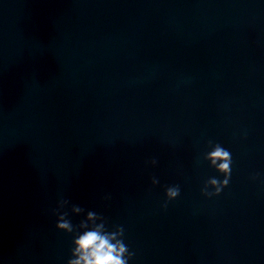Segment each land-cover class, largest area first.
Here are the masks:
<instances>
[{
	"label": "clouds",
	"instance_id": "1",
	"mask_svg": "<svg viewBox=\"0 0 264 264\" xmlns=\"http://www.w3.org/2000/svg\"><path fill=\"white\" fill-rule=\"evenodd\" d=\"M209 143L211 144V141ZM207 159L211 160L212 165L215 166L218 173L223 175L224 179L212 178L207 183H210L215 190L209 191L206 183L202 189V194L208 197L218 196L229 185L232 173V156L227 149L217 143L214 144L213 150L208 153ZM151 163L155 165L156 160L153 159ZM253 178L255 179V177ZM152 183L156 185L159 181L154 177ZM165 195L166 200L162 207L167 208L168 202L180 195V187L178 185L167 187ZM59 204L66 205L69 204V201L61 199ZM72 207L73 211H84L77 205ZM56 212L58 213L57 230H65V233L74 234L71 258L68 259L67 264H129V260L135 255L134 252L129 251L128 246L124 243L123 226H116L115 231L107 230L104 223L90 227L86 221H81L78 226H74L70 220L64 219L68 215L66 212L60 213L59 208ZM87 215L89 219L98 216L93 211H88ZM79 229L88 230L80 232Z\"/></svg>",
	"mask_w": 264,
	"mask_h": 264
}]
</instances>
